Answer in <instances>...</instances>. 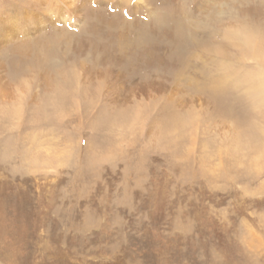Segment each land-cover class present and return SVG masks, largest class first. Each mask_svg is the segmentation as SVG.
I'll list each match as a JSON object with an SVG mask.
<instances>
[{
  "label": "rangeland",
  "instance_id": "374dc122",
  "mask_svg": "<svg viewBox=\"0 0 264 264\" xmlns=\"http://www.w3.org/2000/svg\"><path fill=\"white\" fill-rule=\"evenodd\" d=\"M256 44L264 0H0V264H264Z\"/></svg>",
  "mask_w": 264,
  "mask_h": 264
},
{
  "label": "bare ground",
  "instance_id": "6f19581e",
  "mask_svg": "<svg viewBox=\"0 0 264 264\" xmlns=\"http://www.w3.org/2000/svg\"><path fill=\"white\" fill-rule=\"evenodd\" d=\"M136 1L141 2V0H136ZM253 50H255V51L261 53V55H259V56L263 57V60H262V68L264 69V48H262L260 45L256 44V47L253 46ZM59 90H60V89H59ZM246 91H247V90H246ZM247 92H248V91H247ZM60 96H62V95H60ZM62 103H63V102H62L61 99H59V101H57V99H56V101L54 102V105H55L56 107H60V106H63Z\"/></svg>",
  "mask_w": 264,
  "mask_h": 264
}]
</instances>
